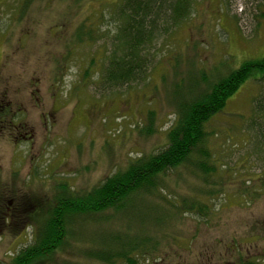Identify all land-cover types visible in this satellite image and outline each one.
Here are the masks:
<instances>
[{
	"label": "rangeland",
	"instance_id": "374dc122",
	"mask_svg": "<svg viewBox=\"0 0 264 264\" xmlns=\"http://www.w3.org/2000/svg\"><path fill=\"white\" fill-rule=\"evenodd\" d=\"M117 2L0 0V96L25 126L18 135L0 124L7 206L30 202L24 210L37 216L75 192L91 194L167 146L176 105L264 58V0H198L180 23L160 24L142 78L111 87L103 75L119 27ZM89 30L93 42L80 43ZM261 89L255 79L246 82L208 123V176L189 164L170 172L150 199L139 192L119 210L76 213L69 246L33 264H104L86 253L114 256L143 239L135 264H264V142L253 125ZM184 200L204 204L208 215L178 211ZM29 212L13 216L30 223ZM42 218L24 226L3 221L0 264L33 243Z\"/></svg>",
	"mask_w": 264,
	"mask_h": 264
},
{
	"label": "trees",
	"instance_id": "16d2710c",
	"mask_svg": "<svg viewBox=\"0 0 264 264\" xmlns=\"http://www.w3.org/2000/svg\"><path fill=\"white\" fill-rule=\"evenodd\" d=\"M197 1L118 0L115 7L119 27L113 50L106 60L103 82L111 87H117L139 81L146 72L149 62L144 53L161 35L160 24L162 22L165 24L180 23L191 14ZM82 27L85 28V25ZM93 40L92 32L89 30L85 37L84 34L81 36L80 43L93 42ZM94 65V60H92L86 71L88 74ZM252 79L262 85L260 96L255 102L256 118L253 125L260 140L264 142V123H260L264 120L263 58L245 61L240 68L230 72L221 80L208 82L206 93L199 100L184 102L180 106L176 105L178 118L167 134V146L157 153L143 156L130 163L125 171L117 172L107 178L100 186L94 188L91 194L79 196V193L75 192L73 194L78 197H66L56 207L44 208L36 216V212H33L35 214L29 212V209L33 208L32 205L28 207L30 202L27 207L7 206L10 203V197L0 191V231L6 227L3 221H7V224L15 221L21 226L28 223L24 222V219L14 217V211H18L19 214L29 212L30 223H36L39 216L44 217L43 222L40 220L38 223L33 243L22 249L9 264H33L69 246L67 240L71 238L70 226L76 213L102 215L111 210H119L123 207L122 203L125 200L139 192L142 193L143 198L150 199L161 191L165 185V177L170 172L183 166L187 167L189 164L201 171L205 177L208 176L213 171V167L210 164L211 155L206 147L211 135L207 132V125L216 115L223 112L229 99L240 87ZM17 118L10 111L7 95H1L0 124H7L8 130L11 129L12 132L23 133L25 126L17 128L14 125ZM64 188L69 189L66 186ZM24 208L29 209L24 210ZM178 211L194 212L201 217H205L209 212L204 204L196 200H184ZM144 242L147 240L143 239L139 244L131 243L126 251L114 256L110 254L97 256L94 252L86 254L87 257L104 264H114L118 259L135 264L137 252L140 251V245ZM244 264L258 263L248 261Z\"/></svg>",
	"mask_w": 264,
	"mask_h": 264
},
{
	"label": "flooded vegetation",
	"instance_id": "af4514ba",
	"mask_svg": "<svg viewBox=\"0 0 264 264\" xmlns=\"http://www.w3.org/2000/svg\"><path fill=\"white\" fill-rule=\"evenodd\" d=\"M14 125H15L17 128H19V127H20V128H24V127H22V125H16L15 123H14ZM16 131H17V129H16ZM16 134H18V135L20 134V135H21L22 133H21V132H16ZM23 138H26V137H23Z\"/></svg>",
	"mask_w": 264,
	"mask_h": 264
},
{
	"label": "bare ground",
	"instance_id": "6f19581e",
	"mask_svg": "<svg viewBox=\"0 0 264 264\" xmlns=\"http://www.w3.org/2000/svg\"><path fill=\"white\" fill-rule=\"evenodd\" d=\"M103 3V2H102ZM104 8V7H103ZM116 11V10H115ZM116 13V12H115ZM112 20V19H111ZM92 42V41H91ZM73 56V55H72ZM77 57V56H76ZM86 79V78H85ZM58 83V82H57ZM94 88V87H93ZM56 90V89H55ZM42 117V116H41Z\"/></svg>",
	"mask_w": 264,
	"mask_h": 264
}]
</instances>
